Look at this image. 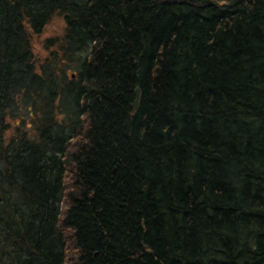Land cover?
Listing matches in <instances>:
<instances>
[{
    "label": "trees",
    "instance_id": "obj_1",
    "mask_svg": "<svg viewBox=\"0 0 264 264\" xmlns=\"http://www.w3.org/2000/svg\"><path fill=\"white\" fill-rule=\"evenodd\" d=\"M0 264H264V0H0Z\"/></svg>",
    "mask_w": 264,
    "mask_h": 264
},
{
    "label": "rangeland",
    "instance_id": "obj_2",
    "mask_svg": "<svg viewBox=\"0 0 264 264\" xmlns=\"http://www.w3.org/2000/svg\"><path fill=\"white\" fill-rule=\"evenodd\" d=\"M62 25H61V21L56 20L53 21L51 24H49L45 30L43 31V33L41 34V36L39 38H37L36 40H34L33 42V49L35 51V53L40 54L41 56H44V52L42 50V46L41 43L44 39L58 33L61 29Z\"/></svg>",
    "mask_w": 264,
    "mask_h": 264
},
{
    "label": "water",
    "instance_id": "obj_3",
    "mask_svg": "<svg viewBox=\"0 0 264 264\" xmlns=\"http://www.w3.org/2000/svg\"><path fill=\"white\" fill-rule=\"evenodd\" d=\"M136 97L138 98V90L136 91ZM137 104V100L135 102V105Z\"/></svg>",
    "mask_w": 264,
    "mask_h": 264
}]
</instances>
